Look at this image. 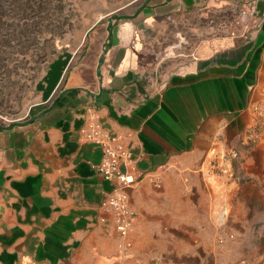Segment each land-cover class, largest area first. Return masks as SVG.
I'll list each match as a JSON object with an SVG mask.
<instances>
[{
    "label": "crops",
    "instance_id": "1",
    "mask_svg": "<svg viewBox=\"0 0 264 264\" xmlns=\"http://www.w3.org/2000/svg\"><path fill=\"white\" fill-rule=\"evenodd\" d=\"M123 26L116 34L97 23L64 83L62 76L24 120L0 118V264H64L85 249L122 254L102 206L116 182L93 169L102 149L80 135L91 111L110 133L128 135L138 159L132 249L158 221V240L187 235L172 246L194 264H264V22L251 36L203 43L160 87L144 79L149 63L139 48L119 40L131 37L132 25ZM225 154L235 155L234 181L210 171ZM180 174L199 200H175L170 214L147 209L155 196L167 205Z\"/></svg>",
    "mask_w": 264,
    "mask_h": 264
},
{
    "label": "rangeland",
    "instance_id": "2",
    "mask_svg": "<svg viewBox=\"0 0 264 264\" xmlns=\"http://www.w3.org/2000/svg\"><path fill=\"white\" fill-rule=\"evenodd\" d=\"M263 11L264 0H0V117L24 120L62 76L64 83L97 23L110 24L116 34L127 27L124 24L132 25L130 39L119 40L139 48L149 63L144 79L160 87L163 75L193 58L203 43L255 34L264 22ZM185 179L180 174L174 190L163 196L165 207L155 196L147 209L170 214L175 200L198 201L199 193L188 196ZM227 214L223 228L230 226L231 209ZM162 226L157 221L151 233L146 224L142 247L136 242L129 254L117 252L107 259L85 249L64 264L196 263L191 257L180 258L172 246L176 237L187 241L183 232L156 238ZM226 233L234 234L228 229Z\"/></svg>",
    "mask_w": 264,
    "mask_h": 264
},
{
    "label": "built area",
    "instance_id": "3",
    "mask_svg": "<svg viewBox=\"0 0 264 264\" xmlns=\"http://www.w3.org/2000/svg\"><path fill=\"white\" fill-rule=\"evenodd\" d=\"M80 135L85 141L102 149V161L92 165L93 169L106 180L116 182V186L104 200L102 206L112 217L114 228L120 238L119 250L128 254L134 246L131 237L137 222V213L131 205L129 191L134 189L140 181V177L136 174L138 159L134 156L131 148L126 145L128 135L113 134L107 131L96 111L89 113L87 123L80 129ZM234 156V154H225L219 160L214 157V160L210 161V171L220 169V174L233 177L232 160ZM219 161L222 163L221 165ZM152 183L157 188H161L163 185L161 176H154ZM102 220L105 221V219ZM229 237L235 238L233 234H230Z\"/></svg>",
    "mask_w": 264,
    "mask_h": 264
}]
</instances>
